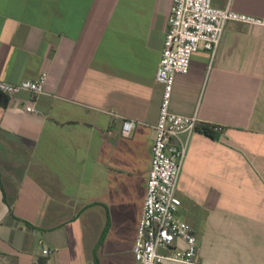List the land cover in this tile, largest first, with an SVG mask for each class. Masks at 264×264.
<instances>
[{"label": "crops", "instance_id": "crops-1", "mask_svg": "<svg viewBox=\"0 0 264 264\" xmlns=\"http://www.w3.org/2000/svg\"><path fill=\"white\" fill-rule=\"evenodd\" d=\"M172 2L0 0V80L46 73L37 112L28 92L0 96V258L139 264ZM212 3L264 18V0ZM170 108L221 127L190 136L175 190L195 260L264 264V27L228 21L215 53L199 49L175 76ZM124 119L136 122L128 136Z\"/></svg>", "mask_w": 264, "mask_h": 264}, {"label": "built area", "instance_id": "built-area-1", "mask_svg": "<svg viewBox=\"0 0 264 264\" xmlns=\"http://www.w3.org/2000/svg\"><path fill=\"white\" fill-rule=\"evenodd\" d=\"M228 21L264 27L263 17L237 12L230 3L217 7L212 0L172 2L161 58L155 72V80L162 85V95L154 126L144 208L133 244V256L139 264H163L165 261L200 264L195 260L196 237L193 230L187 222L177 218L181 201L175 195L190 136L200 121L195 113L172 111L170 101L175 76L188 71L191 55L199 49L215 53ZM45 80V72L36 79H23L16 83L0 80V93L12 98L20 92H28L32 103L25 106V111L37 112L34 103L44 92ZM135 123L131 119L122 120L121 135L128 136ZM220 129V126H214V130ZM176 239L184 241L185 247L174 245ZM38 243L43 255L50 254L51 250L43 246L41 239ZM0 264L11 263L0 258Z\"/></svg>", "mask_w": 264, "mask_h": 264}, {"label": "trees", "instance_id": "trees-1", "mask_svg": "<svg viewBox=\"0 0 264 264\" xmlns=\"http://www.w3.org/2000/svg\"><path fill=\"white\" fill-rule=\"evenodd\" d=\"M0 96L3 97V98H7L6 96L2 95L0 93ZM214 126L215 125H209V124H206V123H198V125L196 126V129L204 132V133H207V134H213V133H217L216 130H214Z\"/></svg>", "mask_w": 264, "mask_h": 264}]
</instances>
